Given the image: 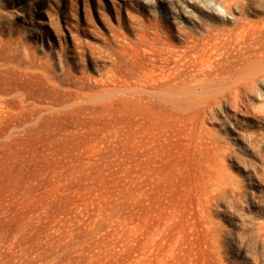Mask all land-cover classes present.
Listing matches in <instances>:
<instances>
[{
	"label": "rangeland",
	"instance_id": "1",
	"mask_svg": "<svg viewBox=\"0 0 264 264\" xmlns=\"http://www.w3.org/2000/svg\"><path fill=\"white\" fill-rule=\"evenodd\" d=\"M155 1L0 0V264H264V86L140 100Z\"/></svg>",
	"mask_w": 264,
	"mask_h": 264
},
{
	"label": "bare ground",
	"instance_id": "2",
	"mask_svg": "<svg viewBox=\"0 0 264 264\" xmlns=\"http://www.w3.org/2000/svg\"><path fill=\"white\" fill-rule=\"evenodd\" d=\"M162 1L178 8L182 17L192 18L196 28H185L176 22L175 36L171 23L160 20L162 35L158 34L157 26L141 27L135 41L123 48L121 56H129V67L132 72L135 70V82L131 86L140 100L146 95L149 100L157 98L164 103L170 96L194 98L198 91L200 96L208 97L211 92L205 91L217 84L224 92L220 99L212 95L201 100L198 96L200 100L190 99L188 104L209 107L222 100L235 106L243 93L264 86V0ZM145 2L149 6L156 3L155 0ZM189 8L196 9L199 16L193 15ZM217 22L222 25L230 22L231 26L224 27ZM116 51L119 55V50ZM244 72L248 76L238 75L233 80L234 74Z\"/></svg>",
	"mask_w": 264,
	"mask_h": 264
}]
</instances>
